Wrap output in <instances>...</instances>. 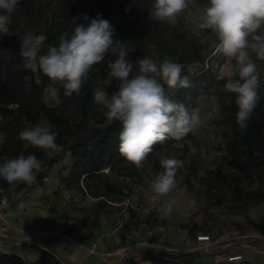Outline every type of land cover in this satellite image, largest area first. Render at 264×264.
<instances>
[{
	"label": "trees",
	"instance_id": "16d2710c",
	"mask_svg": "<svg viewBox=\"0 0 264 264\" xmlns=\"http://www.w3.org/2000/svg\"><path fill=\"white\" fill-rule=\"evenodd\" d=\"M154 0H20L12 13L8 34H0V132L6 134V140L0 144V157H16L32 154L42 161V171L37 176L33 186L18 184L14 191H9V185L0 179V200L7 198L10 208H16L22 201L15 196L19 191H30L43 185L49 169L69 154L70 163L67 172L60 174V184L68 189L75 188L83 194L98 198V205L107 207L112 197L123 193V187L114 183L109 175L102 172L105 167L110 173L124 178L137 179L141 176L140 169L127 162L119 153V132L122 125L119 121L110 122L102 110V105L94 101L96 87L99 86L109 95L115 91V81L112 87H105L108 62L114 61L111 52L105 59L93 66L89 79L82 86L80 95L65 98L62 104L49 105L44 98V84L31 86V91L25 90L21 58L19 56L20 38L27 31L44 34L47 37L45 46L58 42L59 35L71 31V20L76 17L77 24L99 15L110 22L114 28V40L125 41L131 48V58L151 57L156 51L161 59L167 54L177 58L176 62L185 65L184 75H189L191 86L177 90L168 89L166 94L170 99L183 103L190 111L195 98L210 80L213 70L208 62V55L203 44L184 27L180 17L176 26L153 19L150 15ZM127 9V11H125ZM152 58V57H151ZM188 65H195L194 74L187 71ZM261 72L259 87L260 100L248 122L245 132H241L237 124L238 107L236 97L228 93L221 97L219 106L221 121L229 128L225 142L226 154L224 163L228 168L226 173H217L219 181L232 189L237 200L258 203L264 199V76ZM73 103L76 109L68 111ZM44 119L51 130L57 133L56 143L62 146L59 152H45L25 142L16 139L19 132L29 126L36 125ZM174 139L154 145L147 159L155 164L159 162L161 151L175 154L183 161L186 171L185 180L196 176L197 166L194 162L184 159L185 146L179 148ZM159 206L154 210L156 213ZM131 213V209L127 207ZM135 215V214H133ZM148 217L142 220L145 221ZM259 231H264V211L259 220H248ZM128 227L127 221L124 223ZM123 241L124 235L120 234ZM22 249L39 254L35 260H27L16 251L0 250V264H61L52 253L35 243H23Z\"/></svg>",
	"mask_w": 264,
	"mask_h": 264
},
{
	"label": "clouds",
	"instance_id": "9594fccd",
	"mask_svg": "<svg viewBox=\"0 0 264 264\" xmlns=\"http://www.w3.org/2000/svg\"><path fill=\"white\" fill-rule=\"evenodd\" d=\"M20 0H0V34H8L12 13ZM191 0H154L150 15L153 19L176 26L179 18L189 8ZM127 11V9L125 10ZM71 20V31H64L55 44L45 46L46 35L27 31L20 38L19 56L24 76L25 90L44 84L48 80V91L52 101L62 104V95L70 98L80 95L82 86L89 79L94 65L102 62L109 52L115 55L108 62L105 87L115 91L109 95L98 89L94 101L105 109L108 121H119V153L136 168H142L144 161L153 151L154 145L169 139L180 140L201 126L199 111L191 112L183 103L174 101L166 94L168 89L177 90L191 86L189 75H184L185 65L176 62L167 54L157 62L151 57H138L135 64L127 59L125 41L114 40V28L99 15L90 19L85 15L84 23ZM196 27L208 30L216 37L215 53L228 61L222 76L226 79L225 91L235 94L237 124L246 131L248 122L260 100L261 72L258 64L264 62V0H206L198 16ZM189 74L196 71L195 65H188ZM76 109L73 103L68 107ZM0 132V144L6 140ZM16 139L35 148L59 152L62 146L56 143L57 133L50 126L42 124L23 128ZM160 171L150 182V201L159 204L160 213L170 212L176 201L172 193L177 187L176 174L183 167V161L175 154L161 151L158 155ZM42 171V161L35 155L0 157V179L14 191L18 184L33 186ZM7 198L0 200V208L7 209ZM27 204H17L16 213L21 214Z\"/></svg>",
	"mask_w": 264,
	"mask_h": 264
},
{
	"label": "rangeland",
	"instance_id": "374dc122",
	"mask_svg": "<svg viewBox=\"0 0 264 264\" xmlns=\"http://www.w3.org/2000/svg\"><path fill=\"white\" fill-rule=\"evenodd\" d=\"M205 2L206 0H191L189 8L181 17L184 27H187L203 44L214 75L213 79L199 90L195 103L190 109V112L193 109L199 111L202 119L201 126L186 137L175 141V145L179 148L185 146L184 159L187 162L196 163L197 174L190 176V181L187 182L185 180L186 171H180L185 170L184 166L178 170L176 174L177 187L172 193L176 201L174 207L170 212L156 213L154 210L159 204L150 201L149 185L155 174L161 170L159 162L155 164L152 160L146 159L143 167L139 168L141 176L137 179L124 178L110 173L105 167L102 172H106L114 183L123 187V193L112 197L109 200V206L105 209L108 213L117 215L121 232L132 233L131 231L134 230L139 236L156 242L162 247L169 248L185 244L188 239L194 237L196 239L197 234L208 233L219 244L224 242L230 244L236 241L248 244L250 249L262 246L261 248L264 250V240L248 237L255 233L264 235V231H259L248 221L259 220L264 211V199L258 203H251L243 199L237 200L233 196L232 189L222 184L217 177L218 172L226 173L228 171L224 163V155L226 154L225 142L229 128L221 121L219 106L220 98L227 97L229 93L224 89L226 79L222 76L228 61L222 55L215 53L217 44L215 35L208 30L202 31L196 27L198 16ZM126 45L131 50L130 46ZM151 57L157 62L162 61L156 51L152 53ZM127 59L134 63L131 51L128 53ZM258 64L264 76V62L258 61ZM98 89L101 88L97 86L96 90ZM44 98L47 104H56L50 97L48 87L44 90ZM102 110L105 111L103 106ZM39 124L48 126L44 119ZM68 163L69 159L65 157L49 169L48 175L55 174L57 171L58 175L65 174ZM47 184L50 186L51 181L49 180ZM85 197L88 200L97 198L88 194ZM127 207L131 209V213ZM144 210L150 212L145 224L142 223V220L147 216ZM125 221H127L128 227H125ZM16 231V229H11L12 234L19 236ZM242 235L246 237H240ZM246 250L248 251V249H244L242 252L244 256L248 254ZM235 264L252 263L244 259Z\"/></svg>",
	"mask_w": 264,
	"mask_h": 264
},
{
	"label": "crops",
	"instance_id": "0c3cea01",
	"mask_svg": "<svg viewBox=\"0 0 264 264\" xmlns=\"http://www.w3.org/2000/svg\"><path fill=\"white\" fill-rule=\"evenodd\" d=\"M67 157L70 163L68 153ZM57 172L48 175L43 185L17 193L16 196L27 204L21 214L16 213V208H0L1 251H16L27 260L39 258L38 253L20 246L28 242L52 252L65 264H120L119 257L104 256V252L126 245L134 256L149 253L162 257L165 264H219L232 254H241V260L252 264H264L262 246L250 249L236 241L230 244L216 241L208 252L193 250L198 244L195 237L168 250L143 246L139 242L145 238L134 230L132 233L121 232L117 215L99 206L97 198L90 197L92 199L88 200L85 197L87 194L75 188L63 187ZM49 180L50 186L47 184ZM11 229H16L19 236L12 234ZM145 229L148 230L147 227ZM121 233L124 235L123 241ZM244 249H248L247 256L242 253Z\"/></svg>",
	"mask_w": 264,
	"mask_h": 264
},
{
	"label": "built area",
	"instance_id": "2783aa9c",
	"mask_svg": "<svg viewBox=\"0 0 264 264\" xmlns=\"http://www.w3.org/2000/svg\"><path fill=\"white\" fill-rule=\"evenodd\" d=\"M144 213L145 215H147L146 216L147 218L150 212L148 210H144ZM240 237H246V236L242 235ZM248 237L252 239L254 238V239L264 240V235H262L261 233H255L249 235ZM196 240L198 241V244L193 248L194 251L208 252L216 245V241L213 240L208 233L197 234ZM139 243L143 246L157 248V249H164V250L170 249L167 247H162L158 243L152 242L149 239H142ZM243 245L248 246V244H243ZM262 251L264 252V250ZM109 255H116L117 257H119L120 264H165V260L162 257L151 255L149 253H144L141 255L134 256L133 252H130L128 246L126 245L120 246L108 252H104V256H109ZM241 259H242L241 254H232L227 256L226 260L220 262L219 264H232L233 262L239 261ZM61 264H65V263L61 262Z\"/></svg>",
	"mask_w": 264,
	"mask_h": 264
}]
</instances>
